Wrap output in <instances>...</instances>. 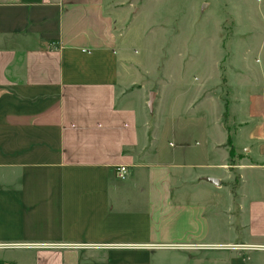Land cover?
<instances>
[{
    "label": "crops",
    "instance_id": "1",
    "mask_svg": "<svg viewBox=\"0 0 264 264\" xmlns=\"http://www.w3.org/2000/svg\"><path fill=\"white\" fill-rule=\"evenodd\" d=\"M106 4L0 0V264H264L177 247L264 246V75L134 90Z\"/></svg>",
    "mask_w": 264,
    "mask_h": 264
},
{
    "label": "rangeland",
    "instance_id": "2",
    "mask_svg": "<svg viewBox=\"0 0 264 264\" xmlns=\"http://www.w3.org/2000/svg\"><path fill=\"white\" fill-rule=\"evenodd\" d=\"M106 3L116 18L121 73L134 90L173 83L195 97L225 99L237 73L264 75V0Z\"/></svg>",
    "mask_w": 264,
    "mask_h": 264
},
{
    "label": "built area",
    "instance_id": "3",
    "mask_svg": "<svg viewBox=\"0 0 264 264\" xmlns=\"http://www.w3.org/2000/svg\"><path fill=\"white\" fill-rule=\"evenodd\" d=\"M128 175V167L126 166H119L117 168V176L120 179H125ZM178 248H185L189 250H207V249H230V250H251L255 249V247L247 246V245H227V246H215V245H185V246H177ZM256 249H263L264 247L259 246Z\"/></svg>",
    "mask_w": 264,
    "mask_h": 264
},
{
    "label": "water",
    "instance_id": "4",
    "mask_svg": "<svg viewBox=\"0 0 264 264\" xmlns=\"http://www.w3.org/2000/svg\"><path fill=\"white\" fill-rule=\"evenodd\" d=\"M154 98H155V93L152 92L151 95H150V102H149V105L152 106L153 102H154ZM208 181L210 182H214L216 184H218V180H215V179H208Z\"/></svg>",
    "mask_w": 264,
    "mask_h": 264
}]
</instances>
